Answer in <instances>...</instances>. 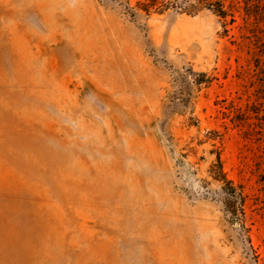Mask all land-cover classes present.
Listing matches in <instances>:
<instances>
[{
	"label": "rangeland",
	"instance_id": "obj_1",
	"mask_svg": "<svg viewBox=\"0 0 264 264\" xmlns=\"http://www.w3.org/2000/svg\"><path fill=\"white\" fill-rule=\"evenodd\" d=\"M148 1L0 0V264H264V0Z\"/></svg>",
	"mask_w": 264,
	"mask_h": 264
},
{
	"label": "trees",
	"instance_id": "obj_2",
	"mask_svg": "<svg viewBox=\"0 0 264 264\" xmlns=\"http://www.w3.org/2000/svg\"><path fill=\"white\" fill-rule=\"evenodd\" d=\"M211 0H149L147 4H143L144 10L147 11L149 8L157 13H164L168 10H174L177 12H183L186 14H196L200 10L208 9ZM148 12V11H147ZM218 16L225 14L222 10H216ZM135 12L131 13V17H135ZM231 183H229L230 187ZM226 204L229 201H237L239 195L235 193V189L230 187L226 194Z\"/></svg>",
	"mask_w": 264,
	"mask_h": 264
}]
</instances>
